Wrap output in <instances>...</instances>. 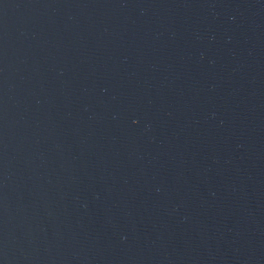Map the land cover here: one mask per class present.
Here are the masks:
<instances>
[{
  "label": "water",
  "instance_id": "1",
  "mask_svg": "<svg viewBox=\"0 0 264 264\" xmlns=\"http://www.w3.org/2000/svg\"><path fill=\"white\" fill-rule=\"evenodd\" d=\"M0 264H264V0H0Z\"/></svg>",
  "mask_w": 264,
  "mask_h": 264
}]
</instances>
